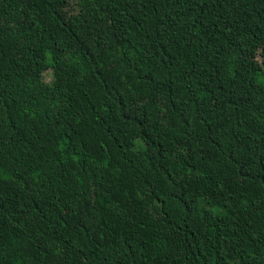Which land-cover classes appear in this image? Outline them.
<instances>
[{
    "label": "trees",
    "instance_id": "1",
    "mask_svg": "<svg viewBox=\"0 0 264 264\" xmlns=\"http://www.w3.org/2000/svg\"><path fill=\"white\" fill-rule=\"evenodd\" d=\"M0 264H264V0H0Z\"/></svg>",
    "mask_w": 264,
    "mask_h": 264
}]
</instances>
